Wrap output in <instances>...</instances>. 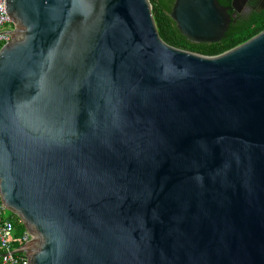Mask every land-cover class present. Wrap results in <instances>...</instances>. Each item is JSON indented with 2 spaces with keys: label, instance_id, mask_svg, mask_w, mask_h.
Wrapping results in <instances>:
<instances>
[{
  "label": "water",
  "instance_id": "1",
  "mask_svg": "<svg viewBox=\"0 0 264 264\" xmlns=\"http://www.w3.org/2000/svg\"><path fill=\"white\" fill-rule=\"evenodd\" d=\"M5 4L0 196L28 264H264V30L207 56L165 42L149 0ZM228 9L170 16L213 43Z\"/></svg>",
  "mask_w": 264,
  "mask_h": 264
},
{
  "label": "trees",
  "instance_id": "2",
  "mask_svg": "<svg viewBox=\"0 0 264 264\" xmlns=\"http://www.w3.org/2000/svg\"><path fill=\"white\" fill-rule=\"evenodd\" d=\"M162 39L168 44L184 50L196 52L202 55L215 56L233 47H236L256 34L264 30V16L254 13L251 17L239 20L232 24L225 36L218 42L195 43L188 40L177 28L170 13L175 0H149ZM222 5L227 4L225 0H219ZM13 218L15 236H22L26 230L19 218L9 212Z\"/></svg>",
  "mask_w": 264,
  "mask_h": 264
},
{
  "label": "built area",
  "instance_id": "3",
  "mask_svg": "<svg viewBox=\"0 0 264 264\" xmlns=\"http://www.w3.org/2000/svg\"><path fill=\"white\" fill-rule=\"evenodd\" d=\"M6 0H0V51L12 39L15 23L7 12ZM13 25L7 29V25ZM13 218L0 196V264H28V253L20 250L32 241L31 233L26 229L22 236H15Z\"/></svg>",
  "mask_w": 264,
  "mask_h": 264
},
{
  "label": "flooded vegetation",
  "instance_id": "4",
  "mask_svg": "<svg viewBox=\"0 0 264 264\" xmlns=\"http://www.w3.org/2000/svg\"><path fill=\"white\" fill-rule=\"evenodd\" d=\"M225 1L227 2V4H224V6L229 8L228 12L232 16V22L228 30L230 29L232 24H236L241 19L249 18L254 13H259L262 16H264V0H246L244 4H241L239 6V10L232 7V0H225Z\"/></svg>",
  "mask_w": 264,
  "mask_h": 264
},
{
  "label": "rangeland",
  "instance_id": "5",
  "mask_svg": "<svg viewBox=\"0 0 264 264\" xmlns=\"http://www.w3.org/2000/svg\"><path fill=\"white\" fill-rule=\"evenodd\" d=\"M12 27H13V25H10V24H9V25H7L6 28H7V29H10V28H12ZM8 211H9V210H8ZM9 212H10V211H9Z\"/></svg>",
  "mask_w": 264,
  "mask_h": 264
},
{
  "label": "bare ground",
  "instance_id": "6",
  "mask_svg": "<svg viewBox=\"0 0 264 264\" xmlns=\"http://www.w3.org/2000/svg\"><path fill=\"white\" fill-rule=\"evenodd\" d=\"M15 23V22H14ZM16 25V24H15ZM16 27V26H15ZM16 29V28H15ZM15 31V30H14Z\"/></svg>",
  "mask_w": 264,
  "mask_h": 264
}]
</instances>
